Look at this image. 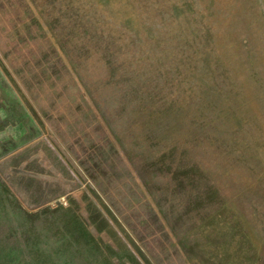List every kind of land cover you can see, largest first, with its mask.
Masks as SVG:
<instances>
[{
    "label": "rangeland",
    "instance_id": "rangeland-1",
    "mask_svg": "<svg viewBox=\"0 0 264 264\" xmlns=\"http://www.w3.org/2000/svg\"><path fill=\"white\" fill-rule=\"evenodd\" d=\"M0 264H264V0H0Z\"/></svg>",
    "mask_w": 264,
    "mask_h": 264
}]
</instances>
